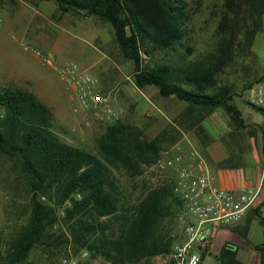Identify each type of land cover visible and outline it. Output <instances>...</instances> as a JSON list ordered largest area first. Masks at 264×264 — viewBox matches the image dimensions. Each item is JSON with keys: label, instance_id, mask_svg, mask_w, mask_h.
Here are the masks:
<instances>
[{"label": "trees", "instance_id": "trees-1", "mask_svg": "<svg viewBox=\"0 0 264 264\" xmlns=\"http://www.w3.org/2000/svg\"><path fill=\"white\" fill-rule=\"evenodd\" d=\"M52 1L61 14L95 16L109 23L121 55L133 64L134 84L139 89L154 86L160 96H174L187 106L174 124L150 140L126 122L108 124L96 140L98 156L61 140L53 129L50 108L33 92L13 86L0 88V159L12 164L28 196L14 231L5 239L0 237V264H24L44 242H70L75 251L86 250L88 258L83 264L99 260L104 264H142L152 256H167L174 238L161 231L162 223L181 209L172 184L162 181L149 188L128 208L113 169L131 177L140 174L143 164L160 160V143L171 131L180 135V129L194 130L197 136L208 137L201 122L218 108L235 127L245 126L230 88L217 85L216 75L236 57L250 54L254 33L261 27L264 0H223L215 27L216 49L180 68L168 64L150 67L142 61L143 55L150 57L155 51L177 46L191 53L186 40L192 14L186 0ZM192 2L198 10L203 0ZM66 199L72 204L62 208ZM253 214L262 226V240L254 248L259 264H264V217L258 208ZM60 219L66 236L64 232L49 233ZM218 261L242 264L237 249L228 241L219 250Z\"/></svg>", "mask_w": 264, "mask_h": 264}, {"label": "rangeland", "instance_id": "rangeland-1", "mask_svg": "<svg viewBox=\"0 0 264 264\" xmlns=\"http://www.w3.org/2000/svg\"><path fill=\"white\" fill-rule=\"evenodd\" d=\"M186 1L192 14L186 40L192 47L191 53L186 52L178 46L173 50L155 51L150 57L143 55L144 60L142 61V65L153 67L168 64L180 68L190 63V61L197 62L203 59L208 53L214 52L219 41L215 33V27L223 6V0H203L198 10L194 8L193 0ZM89 22L91 25L102 21L95 16H90ZM8 24L9 22L5 20L0 10V88L13 86L24 90L37 91L33 93L52 112L53 129L59 138L71 145L83 148L100 156L96 140L108 124L95 117L89 110L85 109L74 112L72 108L75 104V99L71 91L65 87L54 72L39 63V61L36 62L35 59L37 58L33 56L34 54L30 50L24 51L22 48L23 44L21 47L19 41L8 30ZM106 25H108L113 33L112 26L107 22ZM73 32L76 38L74 40L77 43L86 47L91 45L88 35L81 33L79 30H74ZM9 53H14L18 57L23 56L28 60L34 73H36L35 79L31 80V83H26L22 80L11 81L4 76L2 70L4 65L3 61L4 57ZM112 57H114V53H112ZM119 57L120 61L118 56L117 60L119 63L122 61V66L124 67V72L121 73L122 82L115 81L106 92H101L103 96L108 98L109 103L123 110V116L120 121L137 127L141 131V137L150 140L168 125L174 124V119L186 108L187 104L174 96H160L154 86H149L148 89L146 87L139 89L132 81V77L128 76L129 73H127L130 69L133 71L132 62L126 61V65L125 59L121 56ZM66 58L75 60L84 66V58L81 56L75 58L67 55ZM88 70L92 75H96L95 69ZM131 70L130 72H132ZM263 76L264 15L261 18V27L254 33L250 54L243 57H236L229 66L222 69L216 75L217 85H226L230 88L233 102L240 110L245 126L241 128L235 127L233 123L229 122L227 114L220 108L213 111L217 118L216 121L220 122V125L225 129L226 134H224V137L228 139L231 146L230 149L236 151V153H239V151H257L264 164V113L253 108L245 101L247 90H245V86L248 83L258 81ZM39 77H42V81H45L46 85H44V82L42 84L39 81ZM205 118L202 120L201 126L208 137L203 134L199 137L195 134L194 130L179 128L181 131L180 135L175 130L171 131L167 139L160 143L161 152L159 157L161 158L158 161L171 155L176 149H178V152H181L177 146L184 135L193 134L202 146L210 143L212 139L202 124ZM213 123H210V125ZM214 128L218 132L220 131L219 133H223L222 130H219L218 125H214ZM227 129L229 130L227 131ZM191 150H197L205 160L202 150L193 147H191ZM152 165L143 164L141 166V173L134 177L128 176L123 170L113 169L114 177L121 192L122 201L128 208L146 190L157 186L169 176L168 171L163 170L162 173H159L158 167ZM11 166L12 164L10 162L5 163L0 159V237L4 239L14 231L18 216L25 212L28 205V196L24 190L25 186L15 176V169ZM59 212L58 210V214ZM176 217L177 215L165 219L161 227L163 233L167 232L173 238H177L181 230V225ZM236 223L218 226L214 229V247L211 250L209 248V251L203 258L202 264H218V252L225 241L235 246L237 249V257L242 264H259V253L255 250L254 245L258 242L260 243L261 233L256 239L253 229L252 236L248 238L245 224L237 225ZM252 227L259 229L262 226L257 222H253ZM219 229H222L221 233H216ZM60 232H64V236L68 235L67 229L61 219L50 229L49 233L54 234ZM79 251L81 250L75 251L70 242H60L55 243V245L44 242L31 252L29 259L24 264H60L63 258L70 254H77ZM99 262L100 264H104L100 260ZM168 263L169 255H156L142 261V264Z\"/></svg>", "mask_w": 264, "mask_h": 264}, {"label": "crops", "instance_id": "crops-1", "mask_svg": "<svg viewBox=\"0 0 264 264\" xmlns=\"http://www.w3.org/2000/svg\"><path fill=\"white\" fill-rule=\"evenodd\" d=\"M0 10L5 20L9 22L8 30L19 41L21 47L24 43L30 44L53 53L60 61L71 60L66 58L67 55L75 58L78 56L83 57L84 67L95 69L96 75L93 76L97 78L98 87L101 91L106 92L115 81L122 82L121 73L124 72V67L122 66V61L118 62L117 56L119 61V56L122 58L123 56L106 22L101 20L102 22L90 25V16H82L73 12L61 14L52 0H0ZM74 30H79L81 33L88 35L91 45L86 47L77 43L74 40L76 39ZM112 53H114V57H112ZM35 60L38 62L37 59ZM126 61L130 60L125 59V64L127 65ZM3 64V74L11 81L22 80L26 83H31V80L35 79L36 73H34L30 63L23 56L18 57L14 53H9L4 57ZM130 70L127 72L129 75H127L132 77L133 71L131 70L132 72H130ZM42 80V77H39V81L42 84L44 82V85H46V82ZM148 88L149 86H146V89ZM28 91L37 92L34 90ZM151 110L154 112L153 109ZM216 120L215 112H213L202 123L212 139L210 143L202 146L193 134H189L181 138L177 147L180 148L185 156V160H188L191 147L202 150L212 182L222 188L249 189L256 187L262 180L260 204L257 208L261 216L264 217V164L262 159L257 151H239V153H236V151L231 150L228 139L224 137V134H226L225 129ZM212 122L214 123L210 125ZM214 125H218L219 130H222L223 133H219L220 131L218 132ZM177 152L178 149L169 156ZM228 159L230 161L227 163L218 165L219 162ZM253 210L248 211L236 224H245L248 238L252 236L253 229L256 239L261 233V242L262 227L259 229L252 227L253 222L259 223L257 216L253 214ZM221 231L222 229H219L216 233H221ZM213 247L214 236H212L210 250Z\"/></svg>", "mask_w": 264, "mask_h": 264}, {"label": "built area", "instance_id": "built-area-1", "mask_svg": "<svg viewBox=\"0 0 264 264\" xmlns=\"http://www.w3.org/2000/svg\"><path fill=\"white\" fill-rule=\"evenodd\" d=\"M23 49L30 50L39 63L54 72L71 91L75 99L74 112L89 110L107 124L121 120L123 110L108 102L98 87L97 78L86 67L73 60L60 61L49 51L28 44H23ZM245 101L255 109L264 110V76L246 90ZM152 166L158 167L159 173L169 172L162 181L172 184L173 192L181 201L176 217L181 225L180 235L173 240L168 264H202L204 254L211 246L214 229L239 222L260 204L262 180L254 188H222L212 182L207 164L197 150L189 152L188 160L182 152H177ZM41 199L45 200V197L41 196ZM71 204L72 200L66 199L62 208ZM87 258L88 252L81 250L63 258L60 264H83ZM92 264L100 262L93 261Z\"/></svg>", "mask_w": 264, "mask_h": 264}]
</instances>
